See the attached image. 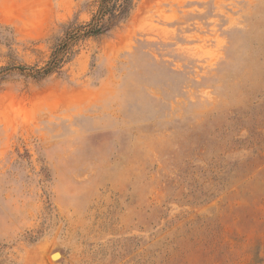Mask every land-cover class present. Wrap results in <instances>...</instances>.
Instances as JSON below:
<instances>
[{"label":"rangeland","instance_id":"rangeland-1","mask_svg":"<svg viewBox=\"0 0 264 264\" xmlns=\"http://www.w3.org/2000/svg\"><path fill=\"white\" fill-rule=\"evenodd\" d=\"M96 8L0 0V264H264V0H139L23 74Z\"/></svg>","mask_w":264,"mask_h":264},{"label":"trees","instance_id":"trees-1","mask_svg":"<svg viewBox=\"0 0 264 264\" xmlns=\"http://www.w3.org/2000/svg\"><path fill=\"white\" fill-rule=\"evenodd\" d=\"M139 0H97V8L91 19L85 24L71 25L66 30V36L57 43L47 65L34 72H23L24 75L42 80L54 72L61 71L63 64L70 58L73 45L80 40L99 37L108 34L113 29L126 22ZM73 35V36H71ZM8 67L0 68V84L6 78L4 71ZM26 67H22L25 70Z\"/></svg>","mask_w":264,"mask_h":264},{"label":"bare ground","instance_id":"bare-ground-1","mask_svg":"<svg viewBox=\"0 0 264 264\" xmlns=\"http://www.w3.org/2000/svg\"><path fill=\"white\" fill-rule=\"evenodd\" d=\"M58 254L56 253V254H54V257H56Z\"/></svg>","mask_w":264,"mask_h":264},{"label":"water","instance_id":"water-1","mask_svg":"<svg viewBox=\"0 0 264 264\" xmlns=\"http://www.w3.org/2000/svg\"><path fill=\"white\" fill-rule=\"evenodd\" d=\"M55 253H58V252H55Z\"/></svg>","mask_w":264,"mask_h":264}]
</instances>
